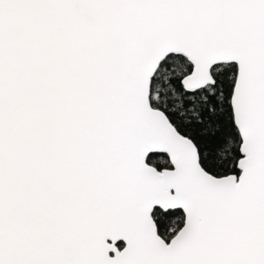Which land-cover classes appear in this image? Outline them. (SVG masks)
I'll return each mask as SVG.
<instances>
[{
	"label": "snow or ice",
	"instance_id": "obj_1",
	"mask_svg": "<svg viewBox=\"0 0 264 264\" xmlns=\"http://www.w3.org/2000/svg\"><path fill=\"white\" fill-rule=\"evenodd\" d=\"M0 264H264V0H0Z\"/></svg>",
	"mask_w": 264,
	"mask_h": 264
}]
</instances>
